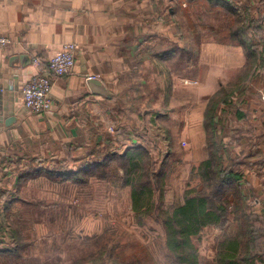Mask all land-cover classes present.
<instances>
[{"label":"crops","instance_id":"0c3cea01","mask_svg":"<svg viewBox=\"0 0 264 264\" xmlns=\"http://www.w3.org/2000/svg\"><path fill=\"white\" fill-rule=\"evenodd\" d=\"M226 1L249 21L260 20L259 40L264 53V0ZM171 3L172 0H0V36L11 40L9 46L0 49V203L5 204L4 212L11 201H16L7 197L28 179L30 161L86 163L89 155L103 154L117 143L124 152L130 148L125 149L126 141L136 142L137 124L144 118L139 108L148 99L142 90L160 82L171 87L166 74L173 82L176 76L165 71L162 74L159 67L184 63L189 69L193 55L183 46V34L175 32V25L182 24L172 14ZM71 43L79 47L73 73L60 78L51 76L52 113L32 114L22 93L38 72L32 59L37 56L45 64ZM195 55L200 59L196 82L203 84L198 93L204 96L214 95L223 87L221 74L228 76L227 83L234 81L247 62L242 46L221 45L216 40L201 44ZM89 78L101 80L111 98L93 95L87 85ZM185 79L179 74V86ZM262 96L264 64L243 84V94L237 95L240 106L236 100L233 103L244 114L240 117H245L247 130L244 160L236 161L240 165L235 171L242 176L240 184L245 187L250 211L264 215ZM154 115L156 111L148 112L145 121L149 126L156 119ZM114 118L119 121L116 130H120L116 138L108 131ZM5 217L0 218V252L12 247ZM7 261L0 253V264Z\"/></svg>","mask_w":264,"mask_h":264},{"label":"rangeland","instance_id":"374dc122","mask_svg":"<svg viewBox=\"0 0 264 264\" xmlns=\"http://www.w3.org/2000/svg\"><path fill=\"white\" fill-rule=\"evenodd\" d=\"M186 2L189 0H172L171 7L176 9V21L182 24L179 27L175 25V32L183 34V46L193 52L189 69L184 63L159 67L162 74L164 71L174 73V82L166 74L171 87L167 88L168 83L160 82L142 90L148 97L139 108L144 118L137 124L136 142L131 144L129 139L125 142V149L138 145L150 154L151 169L155 175L152 177V214L140 224L132 213L131 190L121 182L124 178L122 162L119 166L118 161L113 160L108 168L79 180H60L50 173L57 176L56 173L60 171H79L85 161H58L56 164L30 161L28 179L22 181L15 192H11V197H7L16 198V201H11L12 205L5 212L2 209L5 204L0 203V218L7 216L4 220L8 225L12 246L15 249L19 246L18 251L8 258L7 264H79L89 256H99L104 249L113 252L111 259L117 264H176L166 246L162 220L183 204L187 191L201 187L197 169L208 159V141L213 139L209 137L210 134L207 138L204 126L206 106L213 94L204 96L198 93L203 84L196 82L200 59L195 53L200 51L201 44L215 41L213 31H219V27L228 21L227 13L212 11L207 0H196L193 9L180 7ZM179 74L186 77L180 86ZM220 77L223 87L227 86L228 76L223 73ZM234 100L240 106V99L233 98L232 104L219 109L217 133H214L216 141L222 142L225 150L223 158L227 165L229 158L244 160L246 144V119L241 118L244 114L233 106ZM150 110L156 111V119L151 126L145 121ZM126 115L132 117L128 113ZM111 121L113 124L108 131L115 138L119 137L120 130H116L119 121L115 118ZM235 137L237 142H234ZM252 138L255 139V136ZM122 149L113 145L110 151L116 150L123 154L125 151ZM103 155L100 154V158ZM40 165H43L42 170ZM233 218L231 216L230 221ZM226 228L227 224L204 230L198 240L201 264L213 263L215 249ZM107 264H110V260Z\"/></svg>","mask_w":264,"mask_h":264},{"label":"trees","instance_id":"16d2710c","mask_svg":"<svg viewBox=\"0 0 264 264\" xmlns=\"http://www.w3.org/2000/svg\"><path fill=\"white\" fill-rule=\"evenodd\" d=\"M188 3L186 2L187 6L184 8L193 9L196 0H189ZM207 3H210L212 11H224L228 16L226 25L219 27V31H213L215 40L221 45L242 46L247 62L234 81L209 98L204 126L207 138L210 134L209 137L213 139L208 141V159L197 169L201 187H193L187 191L183 204L163 217L166 246L176 264H201L198 240L202 233L208 227H224L227 224L223 238L215 249L216 255L212 264H264V215L250 211L248 198L240 184L242 176L235 171L237 162L229 158L228 165L225 164V150L223 151L222 142L216 141L214 134L217 133L219 109L232 104V99L237 98V95H242L243 84L247 82L250 74L260 70L264 64L263 46L259 40L260 20L249 21L234 8L233 3L232 5L226 0H207ZM172 14L178 16L174 7ZM116 146L119 147L120 143ZM103 154L101 158L100 154L89 155L88 161L79 171H60L56 173L57 176L52 175L53 173L50 175L60 180H79L108 168L113 160L118 161L119 166L122 162L124 178L121 182L124 187L130 188L132 213L142 224L143 219L154 210L152 177L155 175L151 169L149 152L135 145L123 154L116 150ZM70 155L72 159L73 155ZM231 216L234 217L233 221H230ZM15 248L12 246L0 253L9 260L19 246L18 249ZM112 254L113 252L104 249L99 256H89L79 264H107L108 260L110 264H117L111 259Z\"/></svg>","mask_w":264,"mask_h":264},{"label":"built area","instance_id":"2783aa9c","mask_svg":"<svg viewBox=\"0 0 264 264\" xmlns=\"http://www.w3.org/2000/svg\"><path fill=\"white\" fill-rule=\"evenodd\" d=\"M11 44L7 37L0 36V49ZM79 47L71 43L64 45L63 50L48 59L47 63L34 56L32 63L38 67V72L24 86L23 97L26 108L35 115H49L52 113V88L51 76L66 77L73 73Z\"/></svg>","mask_w":264,"mask_h":264},{"label":"water","instance_id":"95a60500","mask_svg":"<svg viewBox=\"0 0 264 264\" xmlns=\"http://www.w3.org/2000/svg\"><path fill=\"white\" fill-rule=\"evenodd\" d=\"M87 85L93 95L102 96L110 99L111 93L107 90L104 83L97 78H89L87 80Z\"/></svg>","mask_w":264,"mask_h":264}]
</instances>
